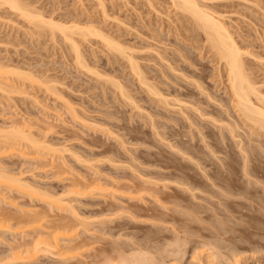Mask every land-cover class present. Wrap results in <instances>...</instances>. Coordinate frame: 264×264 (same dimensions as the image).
Returning <instances> with one entry per match:
<instances>
[{
	"label": "rangeland",
	"instance_id": "rangeland-1",
	"mask_svg": "<svg viewBox=\"0 0 264 264\" xmlns=\"http://www.w3.org/2000/svg\"><path fill=\"white\" fill-rule=\"evenodd\" d=\"M198 1L229 29L264 105V0ZM19 2L103 37L71 33L81 66L61 32L0 5V129L21 126L30 140L0 138V173L21 186L0 182V264H97L99 249L127 244L154 264H264V130L232 108L224 67L193 20L172 0ZM28 211L55 222L31 227ZM56 222L73 224L75 241L36 242L31 254ZM73 242L86 252L62 259Z\"/></svg>",
	"mask_w": 264,
	"mask_h": 264
},
{
	"label": "bare ground",
	"instance_id": "bare-ground-1",
	"mask_svg": "<svg viewBox=\"0 0 264 264\" xmlns=\"http://www.w3.org/2000/svg\"><path fill=\"white\" fill-rule=\"evenodd\" d=\"M172 2H173V4L177 7V8H179L180 10H182L183 12H185L192 20H193V22L195 23V25H196V27H198L202 32H204L203 34H204V36L206 37V40L205 41H208L209 42V45L211 46L210 48H212V50L216 53V55H217V60L219 61V63H222V65H223V67H224V70H225V77H226V90L229 92V103H231V105H232V108H234L235 109V111L237 112V114H238V116H242L245 120H247V121H249V122H251L253 125H255V126H257L259 129H263L264 130V105H261V106H259L257 103H260V101H262V98L259 96V92H258V90H257V87L253 84V81H251L250 80V78H249V76H248V72H246L245 71V68H244V66H243V63L244 62H242L243 60V52L242 51H240V48L238 47V45L236 44V42L234 41V39H233V36L231 35V33L229 32V29L224 25V23H223V21L221 22L218 18H216L214 15H212L211 13H209L207 10H204L203 9V5L202 6H200V4H199V1L198 0H172ZM1 4H5V5H8L11 9H14V10H16L17 12H21L22 14H23V16H25V17H27L28 19H33L34 20V22H37V24L38 23H40L39 25H43V24H45L46 23V25L48 24L49 25V27H50V29L52 28V30L53 29H56V30H58L59 32H61L62 34H63V36L68 40V41H70V45L72 46V49L74 50V52H75V55H76V59H77V61H78V63L82 66V61H81V59H80V54H79V51H78V47H77V45L73 42V39H72V32L74 31V33L77 31L78 33H80L81 35H82V33H83V36L84 35H86V34H91V35H95V36H100V37H103V36H101L100 35V33H98L97 31H95V30H93V29H91V27H88V28H82V27H78V25H64V24H59V23H56V22H53V20L51 21V20H49V21H47V20H43V17L41 16V14H37V12H36V14L34 15V14H32L31 12H30V10L28 9H26L20 2H19V0H0V5ZM27 7V6H26ZM206 9V8H205ZM32 11V10H31ZM214 14V13H213ZM32 21V20H31ZM41 23H43V24H41ZM47 25V26H48ZM71 35V36H70ZM105 41H107V45L111 48V49H114V50H117V51H121L120 53L122 54L123 52V49L121 50V47L118 45V44H116L115 42H113V41H111V40H107V39H105ZM207 42V43H208ZM127 57V56H126ZM132 57H127V59H128V62H129V64H130V68H131V70L134 72V74L137 76V78H138V80L141 82V83H143L144 85H148V84H146L147 82H145V79H144V77L142 76V73H141V71L139 70V68H138V66H137V64L131 59ZM183 69V68H182ZM187 70H189V69H187ZM183 71V70H182ZM192 72V71H191ZM192 74H194V73H192ZM190 75H191V73H190ZM192 76V75H191ZM196 85L197 86H199L200 84L199 83H196ZM148 87V90H149V92L151 91V93H153V94H156L155 93V89H154V91H153V89L151 88V86H150V84H149V86H147ZM199 87H201V85L199 86ZM201 89V88H200ZM152 94V95H153ZM157 95H159L158 93H157ZM162 97V96H161ZM163 98V97H162ZM253 98L255 99V102H256V104H255V102H254V100H253ZM220 99H221V97H220ZM162 100V99H161ZM164 100V102L163 103H165V104H168V102H166V98H164L163 99ZM162 100V101H163ZM220 101V100H219ZM223 101V100H222ZM263 106V107H262ZM199 114L200 115H202L203 113H201V112H199ZM203 115H205V114H203ZM214 120V119H213ZM18 126V125H17ZM17 126H15L14 127V125H13V128H11V129H9V130H6L5 129V131H3L2 129H0V133H1V136H0V138H2L1 140L2 141H4V140H11V141H16V140H23V138L24 139H27V140H29V138H28V136H26L25 137V135H24V131H25V128L24 129H21L20 127L18 128ZM12 127V126H11ZM1 130H2V132H1ZM0 140V142H2ZM10 141V142H11ZM30 141V140H29ZM5 142H8V141H5ZM9 142V143H10ZM21 141H19V143H20ZM8 143V144H9ZM6 144L7 143H5V145L4 146H6ZM11 144H13L12 142H11ZM11 144H9V145H11ZM14 144H18L17 142L16 143H14ZM15 145V146H16ZM13 146V145H12ZM2 170V169H1ZM5 172V171H4ZM4 172H2V173H0V182H1V180L2 179H4V180H2V182L3 181H5V182H7V180L9 181V183L7 182V184H10V181L12 182V180L14 179L13 177L11 178L10 176V178H11V180L10 179H7L8 177L5 175V173ZM4 173V174H3ZM18 178H16V180H17ZM15 180V179H14ZM13 181V182H17V181ZM19 180V179H18ZM20 181V180H19ZM18 183V182H17ZM16 183V184H17ZM22 183V182H21ZM3 184V183H2ZM13 184L14 183H11L10 185H9V188L8 189H11L12 187L11 186H13ZM22 184H24V183H22ZM4 185V184H3ZM6 186V185H5ZM5 186H3V187H5ZM8 186V185H7ZM15 186V185H14ZM18 186L19 187H21L20 186V184L18 183ZM18 186L16 185V188H18ZM25 186V185H24ZM27 186V185H26ZM28 187V186H27ZM26 188V187H25ZM3 190V189H2ZM0 191H1V189H0ZM15 191H17V189L15 190ZM19 191V190H18ZM29 191H32V190H29ZM31 193V192H30ZM33 193H37V192H33ZM33 193H31V194H33ZM21 194H23V193H21ZM35 195H37V197H38V193L37 194H34V197H35ZM28 196H29V193H28ZM45 196V197H44ZM48 196V195H47ZM46 195H39V197H41V198H48ZM30 197H33V196H29V198ZM37 197H35V199L37 198ZM53 197H51V199H52ZM43 199L41 200V201H43ZM50 198H48L47 200H49ZM50 199V200H51ZM54 200H52V201H54L57 205L55 206H53V204H52V201H50V203H51V205L50 206H53V207H57L58 209H60L59 211L61 212V210H65V207H66V212H67V207H68V210H69V205L70 204H64V203H61V199L58 197V198H53ZM45 200V199H44ZM62 202H63V200H62ZM49 203V201L47 202L46 201V204H48ZM56 208V209H57ZM70 208H71V206H70ZM49 210L50 209H52V208H48ZM7 210V209H6ZM6 210H5V212H6ZM46 210V209H45ZM1 211V210H0ZM4 211V210H3ZM35 211V210H34ZM34 211H28V213L30 212V214H27L26 213V217L24 216V219L27 221L26 222V224H32V226L31 227H33V226H35L36 227V225L35 224H37V223H39L40 221V219H42L43 218V220H44V222H46L47 224H48V222L50 221V223L52 222V220H54L55 218H53L52 220L51 219H48L47 220V218H46V220H45V215L43 216V215H40L38 212H34ZM37 211V210H36ZM51 211V210H50ZM59 211H56V212H59ZM4 212V213H5ZM27 212V211H26ZM46 212V211H45ZM64 212V211H63ZM32 213H34V214H32ZM44 213V212H43ZM47 213V212H46ZM0 214H2V212H0ZM32 214V215H31ZM42 214V213H41ZM5 215V214H4ZM28 215H29V217H28ZM31 215V216H30ZM50 215H52V214H50ZM59 215V214H58ZM3 216V215H2ZM1 216V218H0V224L1 225H3L4 223H2V221H3V217ZM10 216V215H9ZM53 216H55V215H53ZM48 217V216H47ZM52 217V216H51ZM8 217H6L5 216V219H7ZM27 218L29 219V221L27 220ZM9 219L10 218H8L7 220H8V222H10L9 221ZM16 219V218H15ZM58 219V218H57ZM57 219H56V221H57ZM60 220H61V217L59 218ZM65 219V218H64ZM20 220V219H19ZM23 220V219H22ZM25 220L23 221V223L25 222ZM43 220H42V222H43ZM59 220V221H60ZM66 221V220H65ZM54 222H55V220L53 221V224H54ZM62 222V221H61ZM61 222H59V224H57L58 222H56L55 223V225L57 224V226L55 227V229H57V231L58 232H56V230L54 229V228H52V229H54V230H52L51 229V233L53 234L52 236H51V234L49 233L50 231H43V233L41 232L40 233V235H43L44 234V236L45 237H47V239L49 240V236L50 237H52V240H51V238H50V240H49V242H47L46 241V239L44 240V241H37V238H36V240H34L35 242H33L32 243V249L29 251L28 249H25V250H27L26 251V253L29 251V252H33V247L35 248V252H33V254L34 253H36L37 251H39V250H37L36 251V249H37V247H38V244L37 243H43V242H45V246H47L48 247V245L50 246V248L52 247H55V248H58L59 247V245H58V243H60V239H62V240H72L73 239V236L72 237H69L68 235H67V233L70 231V232H73L72 231V226H73V224L72 225H68V223H61ZM68 222H70V221H68ZM6 224V223H5ZM22 224V223H21ZM25 224V223H24ZM70 224V223H69ZM0 225V228L2 227ZM23 225V224H22ZM38 225V224H37ZM40 225V224H39ZM44 225V224H43ZM42 225V226H43ZM54 225V226H55ZM7 226V225H6ZM10 226V225H9ZM41 226V227H42ZM45 226V225H44ZM49 226V225H48ZM75 226V225H74ZM12 227V226H11ZM50 227H52V226H50ZM9 228V227H8ZM30 228V227H29ZM43 228V227H42ZM34 229V228H33ZM45 229H46V226H45ZM44 229V230H45ZM49 228H47V230H48ZM35 230H37V228H35ZM42 230V229H41ZM84 230V229H83ZM32 231V230H31ZM37 231H39V230H37ZM48 234H47V233ZM60 232H62V234H66V236H68L69 238H67V239H64L63 237L61 238V237H59V233ZM75 233V232H74ZM60 235V236H63V235ZM72 234V233H71ZM76 236V235H75ZM75 238V237H74ZM74 240V239H73ZM72 240V241H73ZM50 241H52V242H50ZM59 241V242H58ZM75 241V240H74ZM37 242V243H36ZM77 242H79V241H77ZM81 242V241H80ZM46 243H48V245L46 244ZM44 244V243H43ZM80 244V243H79ZM82 244V243H81ZM80 244V245H81ZM87 244V243H86ZM85 244V245H86ZM117 244V243H116ZM167 244V243H166ZM165 244V245H166ZM37 245V246H36ZM66 245H68V244H66ZM69 245H73V246H69V248H68V246H66L68 249H66V251H65V248H64V250L63 251H61L60 253H59V256H61L60 254H62L63 253V258L62 259H64V258H75V257H77V256H80V254L81 253H84V252H86V250L85 249H83L84 251H82L80 248H84V243H83V245L84 246H80V245H78V244H76V243H74L73 242V244L72 243H70ZM122 245V244H121ZM138 245H140V244H138ZM137 245V246H138ZM24 246H26V245H24ZM58 246V247H57ZM113 246H115V245H113ZM112 246V247H113ZM118 246V245H117ZM128 246L129 247H131L130 249L128 248ZM133 246H136V245H133ZM146 246V245H145ZM168 246V245H167ZM170 246V245H169ZM18 247V246H17ZM16 246H15V249H14V247H12L13 249V251H15L16 250V248H17ZM86 247V246H85ZM122 247V248H121ZM125 246H119V248L117 247V249L114 247V249H112L111 248V250L113 251L112 253H111V250H109V248L108 249H102V250H100L99 249V251H98V255H97V259L94 257L93 258V261H94V259H96V261H97V264H112V262H113V264H115L116 262L117 263H119V264H139L138 262H140L141 264H142V262L144 263L145 261H147V259L149 260V262H150V259H152L153 260V264H154V262H157L159 259H157V258H159V257H156L155 258V255L153 256L152 255V253H151V255L152 256H150V253L148 254V250L147 251H144V253L142 252L143 251V249L144 250H146L145 248H143V249H139V250H137V249H135V247H133L132 248V246H130V245H128L127 244V250L129 249V250H136V252H128L125 248H124ZM139 247V246H138ZM141 247H142V245H141ZM140 247V248H141ZM143 247H144V245H143ZM150 247V246H149ZM148 247V248H149ZM171 247V246H170ZM11 248V247H10ZM19 248V250L22 248V246H20V247H18ZM17 248V249H18ZM54 248V249H55ZM162 248V247H161ZM166 248V247H165ZM38 249H41L40 247L38 248ZM53 249V250H54ZM80 249V251H82V252H79L78 253V250ZM62 250V249H61ZM69 250V251H68ZM74 250L76 251V252H74ZM97 250V249H96ZM150 251H151V249H149ZM173 250V249H172ZM17 251V250H16ZM73 252V253H75L74 255H72V256H70V255H66L67 253H70V252ZM124 251H127V253L125 252V254H124ZM138 251V252H137ZM22 252V251H21ZM24 252V251H23ZM32 252H31V254H32ZM64 252H65V254H64ZM172 252H174V251H172ZM16 253H19L20 254V252H16ZM133 253V254H132ZM145 253H147L146 255H148L147 256V259H145L146 258V256L144 255ZM19 254H17V256L16 255H13V257H11L12 259H10V260H14L15 261V259L19 256ZM131 254V255H130ZM161 254V253H160ZM160 254H158V255H160ZM93 255H94V253H93ZM102 255H104V257L102 256ZM31 256V255H30ZM33 256V255H32ZM82 256H84V255H82ZM90 256V255H89ZM101 256V257H100ZM16 257V258H15ZM88 257V256H87ZM86 257V258H87ZM93 257V256H92ZM103 257V258H102ZM149 257V258H148ZM151 257V258H150ZM88 258H90V257H88ZM100 258V259H99ZM65 259V260H66ZM80 259V258H79ZM82 259V258H81ZM99 259V260H98ZM155 259H157V261L155 260ZM78 260V259H77ZM90 260V259H89ZM88 260V262H89V264H90V262L91 261H89ZM155 260V261H154ZM84 261V260H83ZM87 261V260H86ZM95 261V262H96ZM102 261V262H101ZM114 261H116V262H114ZM235 261H237V260H235ZM81 262V261H80ZM78 262V264H86V262L84 261V262ZM101 262V263H100ZM122 262V263H121ZM137 262V263H136ZM150 262V263H151ZM77 263V262H76ZM91 264H92V262H91ZM93 264H94V262H93ZM96 264V263H95ZM156 264V263H155ZM211 264V263H210ZM213 264V263H212ZM218 264H223V263H221V262H219ZM228 264V263H227Z\"/></svg>",
	"mask_w": 264,
	"mask_h": 264
}]
</instances>
